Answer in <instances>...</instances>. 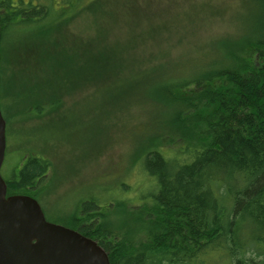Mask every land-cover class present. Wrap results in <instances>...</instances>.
<instances>
[{"label":"trees","instance_id":"1","mask_svg":"<svg viewBox=\"0 0 264 264\" xmlns=\"http://www.w3.org/2000/svg\"><path fill=\"white\" fill-rule=\"evenodd\" d=\"M251 1L245 34L232 45H219L218 58L217 50L206 64L183 74L163 67L146 77L149 85L142 84L144 96L158 106L154 121L159 128L139 141L138 154L144 152L137 160L145 182L155 190L142 197L138 187L133 196L146 206L129 213V196L120 190L119 204L100 208L97 201L83 202L67 222L51 223L94 240L110 264H264V0ZM78 3L0 0V110L5 122L4 109L25 101L14 96L19 51L43 45L38 60L44 56L46 61V47L56 45L53 31L78 13ZM72 63L70 70L82 76L67 77L66 64ZM86 64L62 50L49 53V73L37 87L41 97L46 99L50 89L54 99L33 105V113L56 107L54 93L84 77ZM56 77L58 88L46 85ZM31 87L23 81V89L31 92ZM155 133L175 146L171 156L152 141ZM48 168L43 157L26 154L4 178L6 196L35 197L34 186ZM139 233L145 238L138 243Z\"/></svg>","mask_w":264,"mask_h":264},{"label":"rangeland","instance_id":"2","mask_svg":"<svg viewBox=\"0 0 264 264\" xmlns=\"http://www.w3.org/2000/svg\"><path fill=\"white\" fill-rule=\"evenodd\" d=\"M251 2L79 0L78 13L53 31L56 45L46 47L48 59L53 50H62L78 63H87L84 77L69 80L68 90L54 93L56 107L39 115L32 109L45 105L49 97L54 99L47 86L46 99L37 87L49 73L48 59L38 60L37 53L44 46H29L16 54L14 96H24L25 101L4 109L8 120L2 178L26 154L43 157L49 168L34 186L36 196L32 198L49 222H67L83 202L97 201L100 208L108 202L119 204L120 190L129 196V213L145 207L133 194L140 187L138 193L146 197L155 189L145 182L147 175L137 160L144 152L138 154L139 141L159 128L154 121L158 106L144 96L146 85L142 84L149 85L151 80L146 77L163 67L182 73L193 65L206 64L217 50L218 58L219 45H232L245 34L253 11ZM66 65L67 77L82 76L70 70L74 63ZM23 81L32 86L31 92L22 88ZM60 82L56 77L46 85L58 88ZM139 89L141 94L136 92ZM155 134L152 141L164 156H171L175 146L165 143L167 136ZM144 238L139 233L135 239L139 243Z\"/></svg>","mask_w":264,"mask_h":264},{"label":"water","instance_id":"3","mask_svg":"<svg viewBox=\"0 0 264 264\" xmlns=\"http://www.w3.org/2000/svg\"><path fill=\"white\" fill-rule=\"evenodd\" d=\"M6 124L0 110V170ZM0 264H110L106 252L78 231L47 221L28 195L6 196L0 173Z\"/></svg>","mask_w":264,"mask_h":264}]
</instances>
